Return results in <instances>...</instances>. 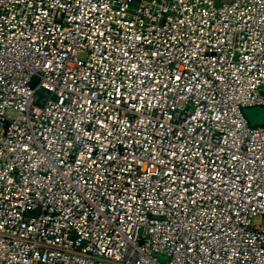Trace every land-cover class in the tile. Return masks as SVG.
<instances>
[{
    "label": "built area",
    "instance_id": "1",
    "mask_svg": "<svg viewBox=\"0 0 264 264\" xmlns=\"http://www.w3.org/2000/svg\"><path fill=\"white\" fill-rule=\"evenodd\" d=\"M255 107L264 0H0V264H264Z\"/></svg>",
    "mask_w": 264,
    "mask_h": 264
},
{
    "label": "water",
    "instance_id": "2",
    "mask_svg": "<svg viewBox=\"0 0 264 264\" xmlns=\"http://www.w3.org/2000/svg\"><path fill=\"white\" fill-rule=\"evenodd\" d=\"M251 127L261 126L264 123V109L260 107L243 110Z\"/></svg>",
    "mask_w": 264,
    "mask_h": 264
},
{
    "label": "rangeland",
    "instance_id": "3",
    "mask_svg": "<svg viewBox=\"0 0 264 264\" xmlns=\"http://www.w3.org/2000/svg\"><path fill=\"white\" fill-rule=\"evenodd\" d=\"M147 1H149V0H147ZM213 1H214L215 5L219 6L222 3L227 2L228 0H213ZM78 58L83 60L84 59V54H80L78 56Z\"/></svg>",
    "mask_w": 264,
    "mask_h": 264
}]
</instances>
